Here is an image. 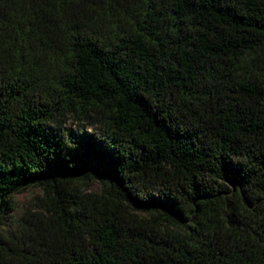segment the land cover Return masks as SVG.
Returning <instances> with one entry per match:
<instances>
[{
    "label": "trees",
    "instance_id": "1",
    "mask_svg": "<svg viewBox=\"0 0 264 264\" xmlns=\"http://www.w3.org/2000/svg\"><path fill=\"white\" fill-rule=\"evenodd\" d=\"M28 185L0 264H264V0H0V225Z\"/></svg>",
    "mask_w": 264,
    "mask_h": 264
},
{
    "label": "rangeland",
    "instance_id": "2",
    "mask_svg": "<svg viewBox=\"0 0 264 264\" xmlns=\"http://www.w3.org/2000/svg\"><path fill=\"white\" fill-rule=\"evenodd\" d=\"M62 126L66 129L75 131L78 129V122H76L69 115L60 117ZM85 132H92L93 128L86 126L83 129ZM98 187L96 183L87 185L86 183L81 184L82 189H95ZM40 189L35 185H28L22 189L15 191L10 198L11 209L7 212L5 220L0 225V234L4 237H10L12 234H16V223L19 218L28 212H39L38 202L36 198L40 196Z\"/></svg>",
    "mask_w": 264,
    "mask_h": 264
}]
</instances>
